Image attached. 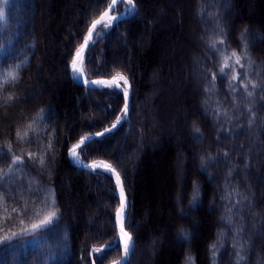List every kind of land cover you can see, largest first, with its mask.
<instances>
[{
	"label": "trees",
	"instance_id": "trees-1",
	"mask_svg": "<svg viewBox=\"0 0 264 264\" xmlns=\"http://www.w3.org/2000/svg\"><path fill=\"white\" fill-rule=\"evenodd\" d=\"M133 1L132 15L99 27L82 64L87 78H127L129 118L78 150L122 177L126 264H264V0ZM110 3L0 2V264L122 256L113 175L68 157L123 115L117 88L87 90L68 67ZM50 211L51 224L24 233Z\"/></svg>",
	"mask_w": 264,
	"mask_h": 264
},
{
	"label": "snow or ice",
	"instance_id": "snow-or-ice-1",
	"mask_svg": "<svg viewBox=\"0 0 264 264\" xmlns=\"http://www.w3.org/2000/svg\"><path fill=\"white\" fill-rule=\"evenodd\" d=\"M0 2L7 4L8 0H0ZM118 0H111V4L108 5V7L110 9H112L116 4H117ZM125 0H119V3H124ZM127 3L129 5V10H134L135 5L133 4V0H127ZM107 17L108 18V23H112L113 21H115L116 19H118V17H108V13L105 12L103 14V16L101 17L100 20H96L92 23L91 27L88 29V34L87 36H85L84 38V44L77 49L76 55L72 60V64H71V71L74 74V78L79 79L83 73V69L81 67V64L83 62V53L86 47L89 46L90 42H92V38L93 35L95 34V30L97 28L98 25H101L102 20ZM4 18V10L2 8H0V20H3ZM104 27H107V25H103ZM232 56L235 57V62L237 64H239L240 62V57L237 56V54L235 52L232 53ZM225 65L227 66V60H225ZM223 68L221 69V72H223ZM18 73H16L15 71L9 72L7 74V79L8 80H15L17 78ZM233 80L237 79L236 75H233L232 77ZM120 81H123L124 85L128 84L127 78L125 76H123V74L121 73H117L116 76L111 80V81H88L85 80L84 83L86 84H98V85H107L109 87H114V88H120ZM123 93L125 98H127L128 96V89L127 87H125L123 89ZM249 95H251V93H249ZM127 114V103L125 104V108L123 110V115L120 117H117V124L126 117ZM116 124L112 125V128H115ZM111 131V129H105V132ZM19 135V134H18ZM95 135H103V133H96ZM91 139V136H84L81 137L80 142L76 145H74L72 147V149H70V155L73 157V159L75 161H77L78 163H80V159H79V155L77 153V149L80 148L82 145H84L87 141H89ZM20 157H15L12 161L13 164L19 163L20 162ZM85 167H89L92 169H96V168H102L105 169L109 172L115 173V169L108 163L103 162V161H99V162H93L90 165H84ZM9 170H11L9 168ZM116 174V180H117V184H121V180H120V176L119 173H115ZM6 173H4L2 170H0V177L5 176ZM124 200H123V188L121 187V207L117 210V217L120 220L121 223V239L123 240V257L120 261H116L114 262V264H125V261L127 260V256L129 254V252L132 249V243H131V236L127 233L124 232L123 230V215H124ZM13 211H15V209H13ZM56 212L55 211H50L42 220H40V222L34 223L31 225L30 229H25L23 230L24 233H27L28 231H32L35 232L36 230L51 224L52 220L54 217H56ZM22 223V221H21ZM20 235V233H12L9 236L4 237V240H11L13 236H17ZM4 241H0V243H3ZM111 247V244L106 246L107 250L108 248ZM213 247H215L213 245ZM94 251L101 253L102 254V250L101 249H95ZM101 258V257H98ZM191 259V258H189Z\"/></svg>",
	"mask_w": 264,
	"mask_h": 264
},
{
	"label": "water",
	"instance_id": "water-1",
	"mask_svg": "<svg viewBox=\"0 0 264 264\" xmlns=\"http://www.w3.org/2000/svg\"><path fill=\"white\" fill-rule=\"evenodd\" d=\"M125 2L127 3V0H125ZM118 3H119V0H118L117 4H118ZM117 4H116V5H117ZM133 4L135 5L134 10H131V11L129 10L128 12H122V13L119 14V15H115L114 17H118V19H116L115 21H117V20H119V19H121V18H124V17H129L130 15H132V14L135 12V10H136V4H135L134 1H133ZM116 5H115L112 9H110L109 7H107V8H106V9L100 14V16H99L96 20H100L101 17L103 16V14H104L105 12H107L108 15H110V14L112 13V11L114 10V8L116 7ZM105 18H106V17H105ZM105 18L102 20L101 24L105 21ZM96 20H95V21H96ZM100 26H101V25H98V26H97V28H96V30H95V34L93 35V38H92V42H93V40H94V38H95V35H96L97 31H98V28H99ZM87 34H88V33H87ZM86 36H87V35H86ZM92 42H90L89 46L92 44ZM83 44H84V42H83ZM83 44H82V45H83ZM82 45H81V46H82ZM89 46L85 48L84 53L82 54V55H83V58H84L85 53H86L87 49L89 48ZM75 55H76V53L74 54V56L72 57V59L69 61V64H68V67H69V74H70L71 78H72L75 82H77V83H79L80 85H82L83 87H85V89L88 90L89 88L105 87V86H107V85H98V84H90V83H89V84H86V83H84L85 80H88V81H111V80L115 77V76H112V77L86 78V77L84 76V79H76V78H74V74H73V72L71 71V64H72V60H73V58L75 57ZM119 83H120V88H117V89H118V90L122 93V95H123V99H124V108H125V104L127 103V114H126V117L123 118L118 124H117V121L114 122L113 124H116V127H115V128H112V125H113V124L110 125L109 127L105 128V129H111V131L105 132V129H103V130L97 132V133H103V135H95L96 133H94V134H92V135H88V136H91V139H90L89 141H87V142H90V141H92L93 139H96V138H101V137L105 136L106 134L115 131V130L121 125L122 122H124L125 120H128V118H129L130 106H131V98H130V97H131V90H130V84H129V82H128L127 85H124L122 81H120ZM127 86H128V96H127V98H125L124 93H123V89H124L125 87H127ZM79 142H80V140H79L77 143H75L74 145L78 144ZM87 142H86V143H87ZM74 145H73V146H74ZM73 146H71L70 149H72ZM70 149H69V151H68V157H69L70 161H71L75 166H77V167H79V168H81V169H86V170H97V169H99V170H105V169H102V168L92 169V168H89V167H85V166H84V165H90V164H92L93 162H92V163H85V162L81 161L80 163H78V162L73 161L72 158H71V155H70ZM78 150H79V148L77 149V151H78ZM111 166H112V165H111ZM112 167H113V166H112ZM113 168H114V167H113ZM114 169H115V173H119V172L117 171L116 168H114ZM105 171H107V170H105ZM111 173H112V172H111ZM115 173H112V175L114 176V178H115V180H116V174H115ZM119 176H120V180H121V184H118L120 201H119V204H118L117 209H116V212H115V220H116L117 229H118V232H119V233H118V236H121V223L119 222V219H118V217H117V210L121 207V187H122V188H123V200H124V204H125V207H124V219H123V230H124V232H127V233L131 236V238H132V239H131L132 249H131V251L129 252V254H128V256H127V260L125 261V264H126L127 261H128V259L130 258V255H131L132 250H133V247H134V238H133L131 232L129 231V229H128V228L125 226V224H124V222H125V217H126V211H127V209H128V200H127L126 191H125V188H124V185H123L122 177H121L120 174H119ZM116 182H117V180H116ZM122 257H123V256H122ZM122 257L119 258L118 260H115V261L111 262L110 264H114V262H116V261H120V260L122 259Z\"/></svg>",
	"mask_w": 264,
	"mask_h": 264
},
{
	"label": "rangeland",
	"instance_id": "rangeland-1",
	"mask_svg": "<svg viewBox=\"0 0 264 264\" xmlns=\"http://www.w3.org/2000/svg\"><path fill=\"white\" fill-rule=\"evenodd\" d=\"M183 1H185L186 2V0H183ZM186 4V3H185ZM124 10H129V5L124 9ZM186 11V10H185ZM194 12H199V10H195ZM234 12V10L232 11V13ZM236 12V11H235ZM117 14H120V13H117ZM114 16V14H111L110 15V17H113ZM103 24L104 25H108L109 23H108V20H106V21H104L103 22ZM136 43V42H135ZM196 77V76H195ZM128 81V80H127ZM30 95V94H29ZM32 95V94H31ZM167 131H169V133H171V135H173V137H174V139L177 141V140H180L181 139V136H180V133H179V131L178 130H176V128H169ZM121 152H122V150H121ZM256 153H257V151H256ZM126 157H128L130 160H131V156H129V155H127L126 154ZM99 161H101V160H95V162H99ZM193 216H195V215H193ZM192 216V217H193ZM87 225L89 226L90 225V222L89 221H87ZM120 239H121V236H120ZM121 243H122V255H123V240L121 239ZM145 248H147L148 249V251H150V248H149V246L147 245V246H145ZM147 263V262H146Z\"/></svg>",
	"mask_w": 264,
	"mask_h": 264
},
{
	"label": "bare ground",
	"instance_id": "bare-ground-1",
	"mask_svg": "<svg viewBox=\"0 0 264 264\" xmlns=\"http://www.w3.org/2000/svg\"><path fill=\"white\" fill-rule=\"evenodd\" d=\"M108 17H110V15H108ZM106 20H108L107 17L105 18V21H106ZM81 67H82V64H81ZM79 79H84V74H83V73H82V75H81V77H80ZM127 89H128V86H127ZM71 158H72L73 161H75V160L73 159L72 156H71ZM80 161H81V160H80ZM75 162H77V161H75ZM123 219H124V215H123ZM119 222H120V220H119Z\"/></svg>",
	"mask_w": 264,
	"mask_h": 264
}]
</instances>
